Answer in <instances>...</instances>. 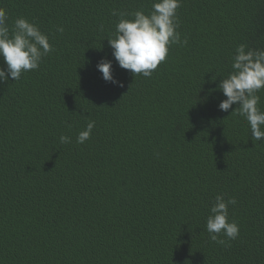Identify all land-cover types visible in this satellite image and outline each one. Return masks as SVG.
<instances>
[{
    "label": "trees",
    "instance_id": "obj_1",
    "mask_svg": "<svg viewBox=\"0 0 264 264\" xmlns=\"http://www.w3.org/2000/svg\"><path fill=\"white\" fill-rule=\"evenodd\" d=\"M153 2L0 0L9 27L27 18L54 47L0 83V264H264V141L237 104L219 109L217 87L239 44L264 49V0H182L188 43L134 77L112 55V13ZM102 59L123 87L102 78ZM218 194L237 201L226 246L206 230Z\"/></svg>",
    "mask_w": 264,
    "mask_h": 264
},
{
    "label": "clouds",
    "instance_id": "obj_2",
    "mask_svg": "<svg viewBox=\"0 0 264 264\" xmlns=\"http://www.w3.org/2000/svg\"><path fill=\"white\" fill-rule=\"evenodd\" d=\"M181 5L182 0H154L148 14L143 10L132 13L113 11L112 14L120 19L108 43L120 68L130 71L134 77L142 75L150 78L158 65L166 60L172 45L188 43L187 38L182 39L178 31L180 20L177 9ZM127 16L132 18H125ZM56 31L63 33L64 28L58 26ZM53 51L49 35L42 32L38 25L19 17L9 27L8 14L0 7V59L6 65L0 67V83L9 79L19 81L22 73L37 70L43 58ZM231 69L217 85L226 97L218 107L227 112L233 104H237L238 107L231 114L248 122L253 141H264V111L258 107L260 96L257 94L264 89V49L239 44L232 56ZM97 70L106 82L123 87V83L112 74L111 61L102 59L97 64ZM94 126L95 121L89 120L86 128L78 133L76 143L83 144L90 139ZM59 142L71 143V137L61 135ZM236 203L235 197L226 200L222 194L215 196L206 218V230L211 242L226 246L228 241L238 237L239 225L229 219L228 212L229 206Z\"/></svg>",
    "mask_w": 264,
    "mask_h": 264
}]
</instances>
